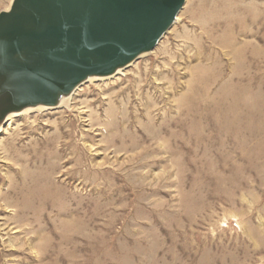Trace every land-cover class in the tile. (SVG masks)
Wrapping results in <instances>:
<instances>
[{
	"label": "rangeland",
	"instance_id": "obj_1",
	"mask_svg": "<svg viewBox=\"0 0 264 264\" xmlns=\"http://www.w3.org/2000/svg\"><path fill=\"white\" fill-rule=\"evenodd\" d=\"M177 15L124 72L0 132V264H264V0ZM38 152L65 153L55 185L76 212L23 186Z\"/></svg>",
	"mask_w": 264,
	"mask_h": 264
},
{
	"label": "water",
	"instance_id": "obj_2",
	"mask_svg": "<svg viewBox=\"0 0 264 264\" xmlns=\"http://www.w3.org/2000/svg\"><path fill=\"white\" fill-rule=\"evenodd\" d=\"M185 0H17L0 9V126L152 50ZM39 25L28 27L31 17Z\"/></svg>",
	"mask_w": 264,
	"mask_h": 264
},
{
	"label": "bare ground",
	"instance_id": "obj_3",
	"mask_svg": "<svg viewBox=\"0 0 264 264\" xmlns=\"http://www.w3.org/2000/svg\"><path fill=\"white\" fill-rule=\"evenodd\" d=\"M11 1V0H10ZM10 1H9V3H10ZM224 0H216V4H218V2H223ZM9 3H8V5H9ZM8 5L7 6H5V8H7L8 7ZM237 7V9H239V6H236ZM178 19V15L176 16V19H175V21ZM217 21V20H216ZM202 28V27H201ZM205 32V31H204ZM211 37L210 35H205V37ZM161 40V39H160ZM159 40V41H160ZM159 41H158V43L156 44L158 47L161 45V42L159 43ZM214 42V41H213ZM234 43V41H231V40H229V42H228V44H233ZM155 45V46H156ZM233 48H234V46H233ZM150 52V51H149ZM146 53H148V52H146ZM146 53H143V54H141L140 56H143L144 54H146ZM230 53H232V54H235V50L234 49H231V52ZM215 61H217V60H215ZM135 62V60L132 62V63H130V65L131 64H133ZM217 64V63H216ZM220 64V63H219ZM221 65V64H220ZM220 65H218V70L220 71V69H219V67H220ZM216 66V65H215ZM217 67V66H216ZM125 68H127V67H124V68H120V69H118L115 73H113V74H111V75H108V76H102V77H90L87 81H85L84 83H86V82H90V81H97V80H103V81H105V80H107L106 78H110V77H113V76H115V75H117L118 73H121V72H124L125 71ZM218 71V72H219ZM250 73H251V67H250V65H247L243 70H242V74H243V77H244V79L245 78H247L248 79V81H249V76H250ZM84 83H82V84H84ZM249 82H247L246 84H248ZM82 84H80L78 87H76V89L69 95V96H67V97H64L62 100H61V102L59 103V105H57V106H54V107H46V106H37V107H30V108H25L24 110H22V111H20V112H13V113H10L7 117H6V121H5V123L3 124V125H1L0 126V132L2 131V130H4V129H6L7 127H9V126H12V124H13V121H14V119H15V117L17 116V115H20V114H23V113H25V112H33V111H37V110H46V109H55V108H59V107H62V106H65V105H67L69 102H71L70 103V105L74 102V100L76 99V96H77V94H78V88L82 85ZM73 96V97H72ZM72 100V101H71ZM233 101H230V103H232ZM118 114V113H117ZM116 115V114H115ZM119 115V114H118ZM30 117V116H29ZM116 117V116H115ZM17 118V117H16ZM65 121V120H64ZM108 121V120H107ZM104 122V121H103ZM105 123V122H104ZM67 124V123H66ZM118 124V123H117ZM70 125V124H69ZM68 125V126H69ZM108 125V124H107ZM59 127V126H58ZM125 128V127H124ZM126 129V128H125ZM69 131V130H68ZM118 133H119V131H118ZM59 134V133H58ZM57 134V135H58ZM110 134H112V133H110ZM56 135V136H57ZM68 135V134H67ZM70 135V134H69ZM68 135V136H69ZM113 135V134H112ZM126 135V134H125ZM59 136V135H58ZM117 136V135H116ZM128 136H129V134H128ZM133 138V137H132ZM134 139V138H133ZM49 140V139H48ZM50 141V140H49ZM49 141H47V142H49ZM56 141V140H55ZM54 141V142H55ZM46 142V141H45ZM66 142V141H65ZM68 143V142H67ZM52 144V143H51ZM50 144V145H51ZM54 144V143H53ZM56 144V143H55ZM45 146L47 145V143L46 144H44ZM43 145V146H44ZM50 145H48L47 147L50 149L51 147H50ZM57 145H58V143H57ZM57 145H56V147H57ZM60 145V144H59ZM63 145V144H62ZM64 146V145H63ZM46 147V148H47ZM55 147V146H54ZM62 147V146H61ZM37 148H38V146H37ZM41 148H43V147H41ZM40 148V149H41ZM45 148V147H44ZM43 148V149H44ZM35 149V148H34ZM43 149H41V151H43ZM48 149V150H49ZM52 149V148H51ZM57 149V148H56ZM36 151H37V149H35ZM53 150V149H52ZM51 150V151H52ZM144 150V149H143ZM33 151V150H32ZM36 151H35V153H36ZM39 151V150H38ZM59 151H60V149H59ZM61 151H62V148H61ZM60 151V152H61ZM142 151V150H141ZM44 152V151H43ZM43 152L41 153L42 155H44L43 154ZM53 152V151H52ZM60 152H58V154H57V152H56V157L55 158H57V160L55 159V160H51V159H49V158H44L43 156L41 157V155L39 154L40 152H38V154H39V156H37L36 158H35V160L33 159V160H31V159H29V160H25V163H22L21 164V167H18V166H16L15 164H14V162H13V164L12 163H10L9 165L10 166H12V167H15L16 166V168H17V170H21L23 173H22V177H21V179H22V184H23V186L27 183V185L29 184V182L31 181V180H35V181H42V182H44V184H43V187H42V195H41V198H40V201H41V203H43V204H50V205H52V204H55L56 205V203L58 204V202L61 200L60 198H63V200L65 199L66 200V202H65V200L63 201V200H61V201H63L64 203V205L65 206H63V205H61L62 207H65L66 208V211L67 212H70V213H73V208H72V204L74 203V201H75V195L72 193V192H70L68 189H67V186H68V184L67 183H64V181H66L64 178H61V179H58L59 180V182H61L60 184H59V186L58 185H55V183H56V180H55V176H54V174H53V172L56 170V168L58 169V164H60V162H59V159L60 158H62L63 156H64V154L63 153H60ZM33 153H34V151H33ZM34 153V154H35ZM46 153H48V152H46ZM141 153H143V152H141ZM140 153V154H141ZM32 154V153H31ZM51 154V153H50ZM50 154H49V156H50ZM52 154H54V153H52ZM16 155H17V153H16ZM15 155V156H16ZM138 155V154H137ZM54 156V155H53ZM35 157V156H34ZM46 157H47V155H46ZM66 157H67V155H66ZM20 158H22V156L20 157ZM27 158V157H26ZM70 158V157H69ZM23 159V158H22ZM47 159V160H46ZM71 159H72V157H71ZM43 160L45 161V162H47L48 163V165L50 164V166H52L51 168H50V170L51 171H47L46 169H45V166L43 165ZM62 161V160H61ZM64 162V161H63ZM62 163V162H61ZM15 165V166H14ZM60 166V165H59ZM49 166H47L46 168H48ZM55 169V170H54ZM102 171V170H101ZM28 172V173H27ZM28 174V175H27ZM31 174V176L29 177V175ZM73 174V173H72ZM12 178V177H11ZM67 178V180L68 181H70L72 178H73V176L71 175V176H67L66 177ZM12 186H13V188H15V190H16V188H18V184L16 183V181H13V183H12ZM57 186V187H56ZM25 194V193H24ZM26 195V194H25ZM24 195V196H25ZM38 197V196H37ZM78 201V200H77ZM61 203V202H60ZM77 204H78V202H77ZM58 206V205H57ZM60 206V207H61ZM79 207V206H78ZM81 207H83L82 205H81ZM62 210L64 209V208H61ZM65 210V209H64ZM77 210V209H76ZM42 212V211H41ZM74 212H76V211H74ZM43 213V212H42Z\"/></svg>",
	"mask_w": 264,
	"mask_h": 264
},
{
	"label": "snow or ice",
	"instance_id": "obj_4",
	"mask_svg": "<svg viewBox=\"0 0 264 264\" xmlns=\"http://www.w3.org/2000/svg\"><path fill=\"white\" fill-rule=\"evenodd\" d=\"M17 0H13V3L15 4ZM41 3L46 2V0H40ZM156 2L160 5L163 6L164 0H156ZM39 19L35 16L31 17L27 22L26 25L30 28L36 27L39 25Z\"/></svg>",
	"mask_w": 264,
	"mask_h": 264
}]
</instances>
